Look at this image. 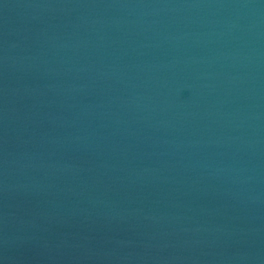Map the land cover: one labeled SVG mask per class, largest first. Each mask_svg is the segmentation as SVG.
I'll return each instance as SVG.
<instances>
[{"label": "water", "instance_id": "1", "mask_svg": "<svg viewBox=\"0 0 264 264\" xmlns=\"http://www.w3.org/2000/svg\"><path fill=\"white\" fill-rule=\"evenodd\" d=\"M0 264H264V0H0Z\"/></svg>", "mask_w": 264, "mask_h": 264}]
</instances>
